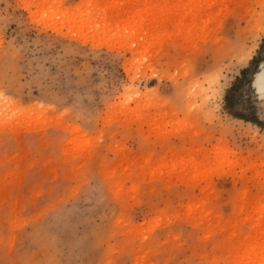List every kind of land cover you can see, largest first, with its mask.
Here are the masks:
<instances>
[{
  "label": "rangeland",
  "instance_id": "obj_1",
  "mask_svg": "<svg viewBox=\"0 0 264 264\" xmlns=\"http://www.w3.org/2000/svg\"><path fill=\"white\" fill-rule=\"evenodd\" d=\"M21 2L34 5L33 12L44 15L48 11L44 5L52 0H0V38L5 39V45L0 47V75L7 71L4 51L8 39L17 34L20 9L16 5ZM76 2L87 3L88 0ZM135 2L175 5L205 0H176L171 4L158 0ZM207 2H222L229 6V0ZM228 10L231 11L230 6ZM155 11L157 31L165 36V47L174 42L194 51L195 46L199 49L195 51L196 57L206 61L228 56L226 41L205 44L202 39L208 9L178 12L165 7L163 14L160 9ZM172 17H175V23ZM48 23L51 25L48 34L39 38L20 35L17 40V46H25L23 70L19 73L25 85L24 95L31 91L33 99L40 97L38 85L53 84L52 77L58 71L61 80L72 81V88L77 87L78 80L85 77L92 80L93 73L99 75L101 71H108L102 62L91 61L83 54L58 67L54 61L64 54L67 43H61L56 33L71 31L90 40L94 38L97 46L118 45L125 40L121 35L123 26L121 32L105 35L103 25L97 29L96 22L86 16L83 19L78 16L57 19L49 14ZM198 33L201 35L199 41ZM239 39L243 41L241 33ZM173 71L177 69L173 68ZM178 79L186 92L185 104L200 106L206 95H210L203 78L185 77L180 69ZM121 103V100H113L115 110L119 111ZM129 103L132 107L141 105L148 113L146 119L130 124L127 135L117 133L109 140L114 145L112 150H109V143H105L88 151L82 150L83 142L74 134L75 126L71 121H53L38 105L33 109L34 115L18 112L14 97L6 94L0 98V121H3L0 124V214L11 208L14 215L26 202L33 218H38L41 212H50L60 201L64 180L81 167H89L109 177L111 185L119 188L120 201L106 202V206L97 210L98 219L94 223L103 226L99 237L93 233L92 222L80 224L62 237L66 243L79 240L85 249L99 239L101 249L92 251L85 260L100 264L109 258L120 257L125 264H182L189 258L197 262L215 258L228 259L233 264H260L264 257L258 235L264 229L260 213L264 204V164L259 144L255 143L258 135L252 133L260 129L261 124L251 121L250 129V121H245L244 127L221 129L219 125L209 123L197 137L178 136L171 129L172 110H149L144 107L143 100ZM165 125L169 126L167 130ZM117 141L118 149L115 147ZM205 170L226 175L210 183H201L197 177ZM121 202H126L123 217ZM164 208L173 218L179 214V219L170 230L158 231L155 236L148 234L149 238L143 239L146 233L142 221ZM117 219L121 224L113 230L111 225ZM209 233L211 236L203 239ZM109 248L112 257L105 251ZM24 253L31 254L36 261L44 257L39 244L26 241L23 247L16 244L7 251L0 250V261H15Z\"/></svg>",
  "mask_w": 264,
  "mask_h": 264
},
{
  "label": "snow or ice",
  "instance_id": "obj_2",
  "mask_svg": "<svg viewBox=\"0 0 264 264\" xmlns=\"http://www.w3.org/2000/svg\"><path fill=\"white\" fill-rule=\"evenodd\" d=\"M16 7L20 9V22L17 34L8 39L4 51L7 71L0 75V98L6 94L14 97L18 112L34 115L33 109L38 105L45 110L43 114L51 116L53 121H71L75 126L74 134L83 142L82 150L88 151L109 143L117 133L127 135L130 124L146 119L148 113L139 104L132 107L129 102L133 101L143 100L144 107L149 110H172L174 119L171 129L178 136L197 137L209 123L223 129L244 127V122L250 121L248 127L251 129V121H257L262 127L252 135H258L255 143L259 144L264 164V11H261L255 24L249 22V25H244L234 11L228 10V5L222 2L208 3L207 0L175 5L139 4L135 0H88L87 3L76 0H59L57 3L52 0L44 5L48 10L44 15L33 12L34 5L27 2H21ZM165 7L175 8L178 12L208 9L202 39L205 44L226 41L228 56L206 61L196 57L195 51L199 49L195 46L194 51L174 42L165 47V36L157 31L158 17L155 11H162ZM261 8L264 9V5ZM49 14L57 19L76 16L83 19L86 16L96 22L97 29L102 24L105 35L121 32L123 26L121 35L125 40L118 45L97 46L94 38L90 40L71 31L67 34L56 33L61 43H67L64 54L54 61L58 67L69 63L72 57L83 54L91 61L102 62L108 71H101L99 75L93 73L92 80L85 77L76 81V88L71 87L70 79L61 80L58 71L52 77L53 84L38 85L40 97L33 99L31 91L24 95L25 85L19 73L23 70L25 46H17V40L20 35L39 38L48 34ZM241 26L244 27L243 41L239 39ZM200 38L198 33L197 40ZM4 45L5 39L0 38V47ZM173 68L177 71L174 72ZM180 69L185 77L203 78L209 86L210 95H206L205 102L200 106L184 103L186 92L178 79ZM28 87L31 88L30 83ZM113 100L122 101L118 106L119 111L115 110ZM164 127L165 130L169 128L168 125ZM113 146L109 143V150ZM115 147L119 148L118 141ZM225 175L223 172L205 170L197 179L201 183H210ZM61 187L63 194L60 201L50 212H41L38 218H33L27 202L14 215L11 208L0 214V244L3 245L0 250L7 251L16 244L23 247L27 241L29 244H39L44 251V257L39 261L34 260L31 254L24 253L18 260L0 261V264H96V261H87L84 257L101 249L99 239L85 249L79 240L66 243L62 237L69 230L89 222L93 223V233L99 237L103 226L94 223L98 219L96 212L101 206H106V202L120 201L119 188L111 185L106 174L94 172L89 167L74 171ZM120 208L123 217L126 202H121ZM260 213L264 219V204ZM176 219H179V214L173 218L167 208L158 209L157 214L142 221L146 233L143 239L147 240L148 234L155 236L158 231L170 230ZM120 224V219L115 220L111 229H117ZM210 236L211 233L203 239L207 240ZM261 248L264 250V240ZM105 251L108 256H113L110 248ZM100 264H125V261L115 257ZM182 264L233 262L215 258L197 262L189 258ZM260 264H264V257Z\"/></svg>",
  "mask_w": 264,
  "mask_h": 264
},
{
  "label": "bare ground",
  "instance_id": "obj_3",
  "mask_svg": "<svg viewBox=\"0 0 264 264\" xmlns=\"http://www.w3.org/2000/svg\"><path fill=\"white\" fill-rule=\"evenodd\" d=\"M158 1L161 3H165V4H168V3L171 4L172 2L175 3L176 0L175 1H173V0H158ZM261 5H264V0H229L230 10L234 11L236 16L240 20H242L245 23V25H249V22H251V24L256 23L257 19L259 18L260 14H261V11H264V9L261 8ZM173 9H175V8H173ZM160 12H161V14L164 13L163 10ZM174 18L175 17H172V20H174ZM177 20L178 19L176 18V21ZM172 22L175 23V20ZM54 28L58 29L56 27H54ZM52 29H53V27H52ZM55 31H57V30H55ZM240 33H241V36L244 38V27L241 28ZM258 235L260 237V240H264V229L261 230ZM259 244L261 245V243H259Z\"/></svg>",
  "mask_w": 264,
  "mask_h": 264
}]
</instances>
